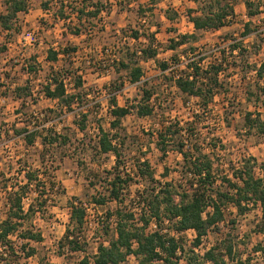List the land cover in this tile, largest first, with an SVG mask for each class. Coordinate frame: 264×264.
<instances>
[{"label":"rangeland","instance_id":"rangeland-1","mask_svg":"<svg viewBox=\"0 0 264 264\" xmlns=\"http://www.w3.org/2000/svg\"><path fill=\"white\" fill-rule=\"evenodd\" d=\"M45 1L29 0V11L19 14L14 29L2 31L0 28V173L5 174L9 184H18L24 181L22 170L41 165L39 154L43 146L40 139L33 147L26 145L22 137L15 135V125L33 128L38 120H45L48 126L68 136L69 142L53 148L56 152L52 167L55 191L48 199L47 212L38 213L31 220L35 228L42 231L44 240L31 241L37 248L34 256L26 258L22 254L11 264H79L86 255L91 257V264H95L93 257L99 243L108 244L114 237L117 217L109 218L107 212L119 207L118 202L100 206L91 199L93 194L106 188L104 182H98V176H107V170H112L116 163L113 153L106 154L98 148V126L101 124L109 129L113 120L110 103L114 94L119 105L131 109L123 118L125 129L122 130V134L127 135L126 172L131 173L124 195L128 204L136 206V213L141 211L139 202L146 188L157 193L164 182H173L177 187L184 182L179 172L182 154L170 150L164 155L158 147V131L164 126L180 123L187 128V134L192 132L200 138L207 152H212V144L217 143L213 157L224 168H229L231 161L240 165L244 158L251 156L259 163L264 162V133H259L256 127L250 128L244 118L248 110H258L264 119L261 105L264 79L258 77L256 70L264 62V0H252L255 2L252 9L259 8L254 16L248 15L246 0H229L234 4L235 15L224 27L207 31L195 29L190 10L193 15H201L210 9V0H67L64 8L58 3L46 7ZM6 2L0 0V13L6 10ZM96 6L103 9L94 16L90 12ZM79 8H84V13L78 12ZM247 23L250 32L245 35ZM78 28L82 30L80 33H76ZM134 32H138L139 37ZM193 33L197 39L171 48L173 39ZM234 44H239L240 48L233 50ZM192 46L197 48L198 54L207 57L204 64L221 59L226 62V69L220 75L223 87L205 110H201L198 99L182 93L172 79L173 72L186 67ZM74 47L75 51L62 53L57 63L48 60L51 48L72 50ZM150 47L157 49L155 57L145 56L144 50ZM174 55L182 63L178 60L174 63ZM120 59L131 67L140 65L144 71L142 79L132 82L129 69L114 61ZM164 61L169 62L168 70L161 65ZM53 69L67 74L65 82L69 92L83 91V107L76 105L71 111L62 110L58 102L47 97L43 87ZM78 76H82L83 81L79 88ZM25 86L30 87V95L27 90H17ZM145 89L154 91L150 103L155 111L151 116L142 117L137 113V104L143 102ZM17 92L23 94L21 98L17 97ZM82 108L90 113L85 131L77 125L84 120ZM196 113L198 120H195ZM146 158L152 164L156 182L137 172L138 161ZM25 163L27 167L23 166ZM166 167L168 171L164 175ZM36 194L32 192L24 200L26 207ZM78 201L87 208L83 232L87 243L84 250L72 251L64 243L61 247V241L71 220L70 203ZM7 210L6 192L3 191L0 222L6 218ZM261 214L259 204L244 214L234 206L229 207L226 219L220 223L221 231L210 232L194 247L195 252L203 256L210 248L220 247L226 233L232 232L236 255L252 258V264H264V256L254 250L256 245L264 244V232L259 231L258 225ZM231 219H235V223ZM106 225H109V232H106ZM182 236L190 249L195 240L194 231L189 230ZM12 238L17 239L16 236ZM16 241L18 245L21 242ZM9 256L0 247V264H6ZM135 262V257L130 256L127 263Z\"/></svg>","mask_w":264,"mask_h":264},{"label":"trees","instance_id":"trees-1","mask_svg":"<svg viewBox=\"0 0 264 264\" xmlns=\"http://www.w3.org/2000/svg\"><path fill=\"white\" fill-rule=\"evenodd\" d=\"M210 2V9L201 15H193V11L190 10V19L197 31L218 30L227 25L230 17L235 15L234 4L229 0H210ZM52 3H58L61 8H64L67 0H46L44 6L50 7ZM254 3L252 0H246L249 16L259 13V8L252 9ZM96 7L90 12L94 16L99 15L103 9L101 6ZM29 9V0H7L6 10L0 13L2 31L14 29L19 14L28 12ZM84 11V8L78 9L80 13ZM62 16H64L63 12ZM246 25L245 35L250 32V24ZM81 31L78 28L76 33ZM134 33L139 37L138 32ZM190 39H197V35L195 33L182 34L178 40H172L171 48L176 49L188 43ZM152 40H154V35H152ZM237 48H240L239 44L232 46L233 50ZM75 50L76 47L72 50L51 48L48 60L57 63L62 53L69 54ZM144 52L148 57H155L158 53L157 49L151 47ZM189 53L192 54L186 67L180 72H173L172 79L182 93L198 99L201 110H205L214 102L216 94L220 93L218 90L222 86L220 75L226 69V62L221 59L204 64L203 61L207 57L198 54L194 46L190 47ZM172 59L174 63H177L176 60L182 63L176 55ZM114 61L124 69H129V78L132 82L142 79L144 71L140 65L131 67L130 63L123 59ZM161 65L164 70L170 68L169 62L164 61ZM175 68L178 70L179 64ZM30 69L34 70L32 66ZM256 70L258 77L264 79V62ZM78 77L77 88L83 84L82 76ZM66 78L67 74L53 69L43 91L48 98L58 102L62 110L71 111L76 105L83 107L85 102L83 91L69 92L65 82ZM0 86H2L1 82ZM120 88L121 86L118 89ZM19 89L27 90V94H31L28 86L18 87L17 90ZM262 90L264 91V86ZM16 95L21 98L23 94L17 92ZM153 95V90L145 89L143 102L137 104V113L140 116L154 114L155 108L150 103ZM110 104L113 120L110 122L109 129L101 124L98 126L100 131L98 148L103 153H113L116 156V163L112 170H107L109 172L107 176H98V182H104L106 188L104 191L93 194L91 199L100 206L116 201L119 207L109 209L107 212L109 218L113 215L117 217L115 235L108 244L99 243L98 252L93 257L94 263L129 264L127 263L129 257L134 256L136 259L134 264H252V258H242L236 255L235 236L232 232L226 233L220 247L210 248L203 256L195 252L194 247L199 246L210 232L221 231L220 223L226 219V210L231 206L237 208L240 214H244L252 206L259 204L262 213L261 222L258 224L259 231L264 232V162L259 163L251 156L244 158L240 165L231 161L229 168H224L219 160L216 162V158L213 157L214 151L218 148L217 143L212 144V152H207L200 138L192 132L187 134V128L181 126L180 123L164 126L158 131V147L164 155L170 150L182 154L183 163L179 172L184 182L178 186L179 188L173 182H164L157 193H154L155 190L149 192L146 188L139 202L141 211L136 213L134 208L136 206L128 204L124 195L125 187L131 180V173L126 172L124 147L127 135H123L122 130L125 129L123 118L131 112V109L129 106L119 105L115 94L111 97ZM261 105L264 108V99L261 100ZM81 114L84 120L78 121L77 125L81 131H85L90 113L82 108ZM198 115L196 113L195 120H198ZM244 118L250 128L256 127L259 133H264V119L261 112L248 110L244 113ZM37 123L38 125L33 128L29 125H15L14 133L22 137L26 145L31 147L40 139L43 146L39 154L41 168L29 167L22 170L24 181L18 184H9V179L5 174L0 173L3 175V178H0V194L3 191L6 192L8 206L7 216L0 222V247L5 249L8 256L10 255L6 264L13 263L22 254L26 258L34 256L37 248L31 245V241L42 242L44 240L42 231L35 228L31 220L38 213L44 215L47 212L48 199L56 186L52 174L56 157L55 149L56 146L67 145L69 142L68 136L48 126L45 120H38ZM185 136H188L187 139ZM27 163L23 166L27 167ZM167 171L166 167L164 175H167ZM137 172L140 176L156 182L155 172L148 158L138 161ZM91 183L97 185V183ZM32 192H37V194L26 207L24 200ZM70 207L71 220L66 228L64 240L61 241V247L66 244L72 251H81L87 243L83 235L87 208L79 201L71 202ZM230 221L235 223V219ZM27 223L31 224L26 226ZM105 227L106 232H109V225ZM189 230L195 233V240L190 249L187 248L182 236ZM13 236H16V240H21L19 245L12 238ZM254 250L264 256V244L256 245ZM91 262V257L86 255L79 264H91Z\"/></svg>","mask_w":264,"mask_h":264}]
</instances>
